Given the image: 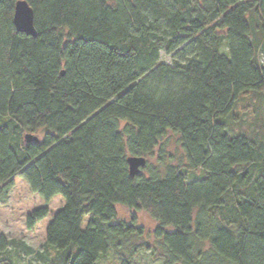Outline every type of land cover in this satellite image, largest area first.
Segmentation results:
<instances>
[{
	"label": "trees",
	"instance_id": "trees-1",
	"mask_svg": "<svg viewBox=\"0 0 264 264\" xmlns=\"http://www.w3.org/2000/svg\"><path fill=\"white\" fill-rule=\"evenodd\" d=\"M16 1L0 0V204L15 176L45 203L63 196L42 264L109 249L140 264L138 213L160 264H264V140L226 123L264 93V0H25L34 36ZM128 156L145 157L138 174ZM11 243L0 234V264H18Z\"/></svg>",
	"mask_w": 264,
	"mask_h": 264
},
{
	"label": "rangeland",
	"instance_id": "rangeland-1",
	"mask_svg": "<svg viewBox=\"0 0 264 264\" xmlns=\"http://www.w3.org/2000/svg\"><path fill=\"white\" fill-rule=\"evenodd\" d=\"M162 59L169 61V57L162 53ZM260 60L264 65V53H260ZM227 128L231 133L246 132L258 134L264 140V93H249L241 96L233 105L232 111L226 117ZM169 148H174L173 140ZM15 185L11 190L5 205L0 204V234L12 241L16 250L13 259L18 264H42L45 258L56 256L57 252L45 246V231L52 216L64 203L61 194L52 196L48 203L42 197L30 190L26 181L15 176ZM41 205L48 206V213L38 220L32 229L25 226V217L32 209ZM119 208V216L128 218L126 210ZM87 218H85L84 223ZM137 222L143 226V235L131 239L134 243H148L149 248L142 247L135 255L140 264H160L162 250L152 235V221L144 213L137 214ZM83 223V224H84ZM153 250V252H152ZM153 253V254H152ZM117 257L112 249L98 259L97 264H116Z\"/></svg>",
	"mask_w": 264,
	"mask_h": 264
},
{
	"label": "water",
	"instance_id": "water-1",
	"mask_svg": "<svg viewBox=\"0 0 264 264\" xmlns=\"http://www.w3.org/2000/svg\"><path fill=\"white\" fill-rule=\"evenodd\" d=\"M33 9L25 0H17L14 5L13 23L18 31L26 34L35 35L36 30L33 23ZM63 72V71H62ZM30 138L29 135L26 136ZM36 139V137H33ZM128 169L130 175L138 174L141 167L145 165L146 159L144 156H128ZM174 264H182L176 262Z\"/></svg>",
	"mask_w": 264,
	"mask_h": 264
}]
</instances>
